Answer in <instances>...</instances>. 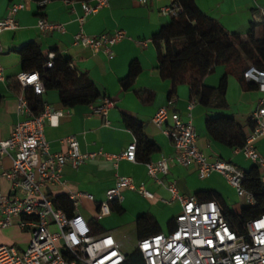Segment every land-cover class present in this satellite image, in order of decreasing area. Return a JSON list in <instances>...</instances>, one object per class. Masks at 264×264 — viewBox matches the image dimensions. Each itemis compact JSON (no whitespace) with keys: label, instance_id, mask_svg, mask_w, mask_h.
I'll use <instances>...</instances> for the list:
<instances>
[{"label":"crops","instance_id":"crops-1","mask_svg":"<svg viewBox=\"0 0 264 264\" xmlns=\"http://www.w3.org/2000/svg\"><path fill=\"white\" fill-rule=\"evenodd\" d=\"M20 1H25L26 7L14 15L17 27L5 29L0 33V64L5 76V80L0 81V140L11 136L13 126L18 121L30 117L26 112L17 111V95L22 92L21 89L19 91L21 84L17 75L24 71L18 49L28 42L37 43L44 53L57 52L64 58H70L71 66L92 80L100 96L111 98L114 104L107 114L102 116L93 113L89 105L64 106L56 90L44 89L41 94L44 109L49 107L53 111L62 112L61 116L53 119L48 115L44 116L43 129L49 151H66L68 145L64 139L73 135L81 152L97 154L76 167L65 164L60 182L46 185L43 190L52 201L59 195L68 196L70 192L92 194L94 200L80 197L76 210L88 221L90 228H97L93 233L109 231L121 246L123 235L119 229L133 223L135 233V220L139 214H151L158 222L160 232L167 233L173 228L174 217L181 211V201L172 197L165 185L157 184L147 174L145 162L124 158L115 161L109 156L120 155L127 145L135 140L132 131L125 125V117L140 122L143 133L158 145L159 149L150 156V160L156 161L162 156H171L174 153L173 148L162 127L152 122V116L172 98L173 103L168 106L169 111L177 112L184 120H191L196 131V145L208 161L223 159L243 170L253 165L249 160L251 164L247 167L241 152L237 153L235 148L231 149L213 140L206 132L205 120L210 112L213 115L232 116L243 127L247 138L254 128L252 114L258 108L259 100L264 98V92L259 91L254 82L245 80L241 83L234 75H229L225 92L227 107L221 109L205 107L198 98L191 95L185 83H178L175 92L169 96L172 83L160 76L158 49L152 41V36L160 26L169 21V14L162 12L161 8L168 5L170 0H107L106 4L88 14L84 13L82 1L46 0L39 4L31 0H0V18L8 15L10 6ZM194 1L203 13L219 21L228 32L244 35L250 22H260L264 19V0ZM89 3L93 4L94 1ZM40 5L44 6L42 10L39 9ZM40 18L62 23L64 31H40L37 27ZM79 29L88 35L111 34L122 29L126 36L110 46L109 56L103 48L93 51L75 44L74 35ZM133 60L138 62L140 71L132 85L123 88L120 82L127 76L130 62ZM223 72L222 65L216 66L214 71L204 78L203 83L215 87ZM191 102L193 105L188 109ZM51 120H56V123ZM254 146L259 154L264 155V136L256 139ZM12 153L11 149L0 153V173L11 167ZM118 175L131 177L135 184H143L153 193V197H143L136 191L125 188L122 190V201H111V212L102 217L104 221L101 222L97 218L98 203L106 199L107 191L113 187ZM161 177L165 183L173 180L177 193L183 197L201 191H215L230 211L233 207L236 210L247 204L245 199L237 202L225 192L220 183H229L220 173L213 171L207 177H200L195 163L183 166L172 162L169 164V173ZM10 188V182L2 178L0 190L7 194ZM196 197L204 195L199 194ZM113 202L121 206L122 213L112 208ZM22 219L23 217H13L10 226L0 228V245H11L18 251L28 246L31 233L28 227L19 226Z\"/></svg>","mask_w":264,"mask_h":264},{"label":"built area","instance_id":"built-area-1","mask_svg":"<svg viewBox=\"0 0 264 264\" xmlns=\"http://www.w3.org/2000/svg\"><path fill=\"white\" fill-rule=\"evenodd\" d=\"M46 0L38 3L43 4ZM93 4L82 1L84 13L94 12L106 4L107 0H91ZM143 1V0H139ZM26 7L25 1L10 6L9 14L0 18V33L5 29H14L17 23L14 15ZM169 15L178 14L181 9L176 0L161 8ZM37 27L42 32L51 30L64 31L62 23L45 18L38 19ZM125 31L118 29L111 34L88 35L82 29L74 35V43L98 51L103 48L111 56L110 46L125 38ZM2 47L0 44V53ZM54 52L47 54L43 67L53 66ZM248 82H254L257 89L264 92V70L251 66L244 72ZM22 87H31L35 94H42L44 84L38 71H23L17 75ZM5 76L0 64V81ZM167 105L159 107L152 116V122L162 127L173 148V155L145 162L147 174L159 185H165L172 197L181 201V211L174 217V226L167 233L158 232L137 240L136 247L141 253L144 264H264V213L249 218L243 225L242 232L233 230L226 221L221 206L214 199L200 200L195 195L180 196L174 181L165 183L161 175L169 173V164L188 166L195 163L200 177H207L216 171L243 197L247 204H254V197L244 185L245 171L223 159L208 161L196 145V131L190 119L184 120L177 112H171ZM113 100L100 96L89 104L93 113L105 116ZM191 102L188 106L190 109ZM17 111L28 113L30 117L18 121L8 139L0 140V153L13 151L12 165L0 173L10 182V192L0 190V228L12 224L13 217H23L19 226L28 227L31 233L28 246L18 251L11 245H0V264H125L126 253L109 231L93 233L88 221L76 210L78 199L85 197L94 200L87 192H70L68 197L73 204V212L68 215L55 207L43 187L59 183L65 164L78 166L96 153H84L78 148L75 136L64 140L66 151L51 153L44 135V116L50 119L62 115L45 107L39 115H31L22 92L17 95ZM190 116V113H188ZM254 128L246 138L245 144L235 148L244 157L258 166L260 183L264 190V155L259 154L254 141L264 136V98L259 100L258 108L253 112ZM56 123V120H51ZM101 154V153H100ZM136 140L129 143L120 155H109L115 161L124 158L136 160ZM104 156V154H102ZM131 189L143 197L152 198L143 184H135L128 176L116 177L113 187L106 194V199L98 203L97 218L101 219L111 212L110 202L122 201L123 189Z\"/></svg>","mask_w":264,"mask_h":264},{"label":"trees","instance_id":"trees-1","mask_svg":"<svg viewBox=\"0 0 264 264\" xmlns=\"http://www.w3.org/2000/svg\"><path fill=\"white\" fill-rule=\"evenodd\" d=\"M74 1L89 2L91 0ZM176 1L181 11L176 15H169V21L160 26L152 36V41L158 49L157 61L160 76L169 79L172 83L169 96L175 92L178 83H185L191 95L198 98L205 107L226 108L225 92L228 76L234 75L241 83H244L246 79L243 74L251 66L264 70V19L260 22H250L247 32L242 35L237 32H228L219 21L203 13L194 0ZM43 8V5L39 6L40 10ZM40 15L43 14L40 13ZM18 53L21 57L22 69L38 71L44 89L58 91L59 100L64 106L89 105L100 97L92 80L86 74L78 73L71 66L70 58H64L61 54L54 52L53 66L44 68L47 53H44L35 42L22 45ZM218 65L224 67L218 84L215 87L205 85L204 78ZM139 71L138 62L131 61L127 76L120 82L122 87H130ZM20 89L31 113L41 114L44 111L41 94H35L29 86H20L19 91ZM124 122L136 140V160L149 161L150 156L159 149L158 145L143 133L140 122L130 117H125ZM205 127L207 134L213 140L231 149L240 148L245 144L246 136L243 133V127L232 116L213 115L210 112L206 116ZM244 171L243 185L252 193L254 204H245L230 211L215 191H201L195 194L196 196L204 195V197H198L200 200H216L221 206L226 221L238 233L242 232L246 220L264 213L261 172L254 163ZM53 204L68 215L73 212L72 201L65 194L55 197ZM112 208L118 213L123 212L121 206L114 202ZM172 223L174 226V221ZM91 230L95 232L97 228L91 227ZM158 232H160V226L151 214L144 212L137 216L136 240ZM125 264H144L137 247L132 252L126 253Z\"/></svg>","mask_w":264,"mask_h":264},{"label":"rangeland","instance_id":"rangeland-1","mask_svg":"<svg viewBox=\"0 0 264 264\" xmlns=\"http://www.w3.org/2000/svg\"><path fill=\"white\" fill-rule=\"evenodd\" d=\"M243 159L246 161L247 167L250 166L251 162L249 160H247L246 158H243ZM218 182H220V181H218ZM220 184H221V186H223L225 192L229 193L233 199L237 200V202H239L240 200H244V198L239 196L237 194L236 190L230 184L224 185V181L221 182ZM232 211H234V207L232 208ZM100 220L102 222V221H104V218H101ZM119 231L121 232V235H123L121 248L126 253L132 252L134 250V248L136 247V244H137V240H136L135 233H134V224L128 223L125 226V228L121 227L119 229Z\"/></svg>","mask_w":264,"mask_h":264}]
</instances>
